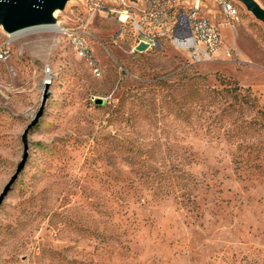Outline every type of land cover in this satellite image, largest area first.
I'll return each mask as SVG.
<instances>
[{
    "label": "rangeland",
    "instance_id": "rangeland-1",
    "mask_svg": "<svg viewBox=\"0 0 264 264\" xmlns=\"http://www.w3.org/2000/svg\"><path fill=\"white\" fill-rule=\"evenodd\" d=\"M99 5L0 25V264H264V20L240 0ZM183 15L218 49L177 46Z\"/></svg>",
    "mask_w": 264,
    "mask_h": 264
},
{
    "label": "built area",
    "instance_id": "built-area-1",
    "mask_svg": "<svg viewBox=\"0 0 264 264\" xmlns=\"http://www.w3.org/2000/svg\"><path fill=\"white\" fill-rule=\"evenodd\" d=\"M100 0H86L89 2L91 9L99 8ZM149 3L160 4L162 11L165 10L167 3H171V0H145ZM124 2V1H122ZM228 10H232V6L229 3L224 4ZM171 6V5H170ZM195 9L198 4L195 2ZM101 8V7H100ZM234 12V10H232ZM144 41L150 46V42ZM139 41V42H140ZM174 41L177 46L184 49H192L190 57L194 60L200 59V52L202 54H208L220 46L221 40L219 33L213 25L208 23L205 19H200L191 16H181L180 21L175 26V38ZM74 48L79 56L86 57L88 54V49L85 44V39L82 35H75L72 38ZM138 42V43H139ZM6 51L0 46V59L3 58Z\"/></svg>",
    "mask_w": 264,
    "mask_h": 264
},
{
    "label": "water",
    "instance_id": "water-1",
    "mask_svg": "<svg viewBox=\"0 0 264 264\" xmlns=\"http://www.w3.org/2000/svg\"><path fill=\"white\" fill-rule=\"evenodd\" d=\"M67 0H0V25L10 33L29 26L51 23V13L62 8ZM260 19L264 20V11L253 0H240ZM149 47L140 41L135 49L145 50ZM22 166V165H20Z\"/></svg>",
    "mask_w": 264,
    "mask_h": 264
},
{
    "label": "trees",
    "instance_id": "trees-1",
    "mask_svg": "<svg viewBox=\"0 0 264 264\" xmlns=\"http://www.w3.org/2000/svg\"><path fill=\"white\" fill-rule=\"evenodd\" d=\"M222 92H225L227 94H234V96H237L240 98V100L243 102V104H245L247 107L250 108H256L258 107L256 98L250 93V89L249 88H242L240 86L233 85V86H228V87H224L221 90ZM219 93V92H217ZM256 112L259 113V108L256 109Z\"/></svg>",
    "mask_w": 264,
    "mask_h": 264
},
{
    "label": "bare ground",
    "instance_id": "bare-ground-1",
    "mask_svg": "<svg viewBox=\"0 0 264 264\" xmlns=\"http://www.w3.org/2000/svg\"><path fill=\"white\" fill-rule=\"evenodd\" d=\"M195 1H198L199 2V0H195ZM58 23H45V24H39V25H36V26H34V27H44V28H50V29H54V30H58L59 28H58ZM61 30V29H60ZM20 30H17V31H15V32H10L11 33V35H13V34H16V33H18ZM44 46V45H43ZM41 48V47H40Z\"/></svg>",
    "mask_w": 264,
    "mask_h": 264
}]
</instances>
